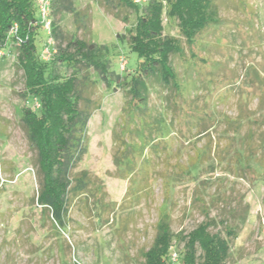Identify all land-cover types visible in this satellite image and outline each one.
<instances>
[{"label": "rangeland", "instance_id": "374dc122", "mask_svg": "<svg viewBox=\"0 0 264 264\" xmlns=\"http://www.w3.org/2000/svg\"><path fill=\"white\" fill-rule=\"evenodd\" d=\"M74 1L79 16L76 12H64L61 17L53 14L56 25L64 34L74 33L79 25V37L109 46L111 69L129 77L138 61L128 43L135 13L130 12L126 23L105 12L101 0ZM239 1L223 0L221 18L238 19L224 21L205 35V61L173 56L185 104L179 99L175 107V89L156 84L148 103L153 116L146 124L125 115L123 88L113 89L98 80L92 95L98 108L93 109L87 126L88 151L75 172L88 170L89 178L96 181L94 187L101 184L102 188L93 193L90 186L87 194L71 195L70 211L61 227L35 200L40 189L36 151L20 116L24 106L39 111L40 103L31 95L21 96L27 93L26 75L18 47L11 44V55L0 59V264H143L140 251L151 246L164 208L175 233L194 229L205 220L206 208L210 217L228 218L239 234L232 242L228 264H264V178L251 183L233 166V149L241 140L233 137L230 123L242 114L259 113L260 98L247 87L251 72L264 77V0H247L254 16L245 13L244 1L243 6ZM34 8L38 17L35 4ZM163 23L165 33L178 34L174 20L165 15ZM47 38V32L39 28V53ZM184 48L188 56L185 44ZM54 67L64 77L72 73L65 64ZM212 121L217 124L209 129ZM260 125L254 130H263ZM249 131L250 123L245 120L241 133ZM177 133L186 146L178 143ZM203 147L211 150L213 161L193 170L192 177L168 182L170 195L163 206L167 174L174 175L179 165L201 154ZM149 172L152 177H141ZM140 181V190L132 191ZM240 196L243 202L239 205ZM174 251L182 257L183 244L174 242L169 254Z\"/></svg>", "mask_w": 264, "mask_h": 264}, {"label": "trees", "instance_id": "16d2710c", "mask_svg": "<svg viewBox=\"0 0 264 264\" xmlns=\"http://www.w3.org/2000/svg\"><path fill=\"white\" fill-rule=\"evenodd\" d=\"M241 1L246 6L242 7L245 13L250 12L254 16L253 8L247 0ZM241 1L239 4L243 6ZM222 2L223 0H148L139 5L132 0H101L100 4L105 12L113 13L117 19L126 23L130 22V12L136 15L133 29L128 30V43L131 51L137 54L138 61L130 76L123 77L111 69L112 52L109 46L98 45L91 37H79L76 34L79 25L74 33L64 34L54 19L53 34L59 42L55 44L56 52L48 60L43 59L36 44L41 26L36 16L34 0H0V46L12 25L18 23L23 39L18 47V59L26 75L27 88V93L21 96L26 99L31 95L40 103L39 111L24 106L20 116L26 137L36 151L40 189L35 200L43 211L51 213L56 225L61 227L65 224L73 196L87 194L89 187H94L96 183L89 178L88 170L75 172V168L88 151L87 126L93 109L98 108V103L92 99L98 80L106 82L113 89H117V86L123 88L127 98L125 115L133 120L138 117L146 124L150 123L153 116L148 103L156 84L175 89V107L179 99L185 104L173 56L193 60L191 62L198 59L205 61L202 56L207 53L203 49L206 47L203 41L205 35L217 30L224 21L238 19L221 18ZM64 12H76V16L80 14L75 11L74 0H54L52 14L61 17ZM165 15L175 21L178 34L165 33ZM184 44L188 49V56ZM56 64L72 68L71 75L62 76L55 69ZM85 68L87 70L83 73ZM250 77V86L247 88L260 98L259 113L242 114L230 123L233 137L238 136L241 140L239 147L233 149L236 159L233 166L246 174L251 183H255L264 178V129L255 131L253 128L259 123L260 127L264 125V77L259 72H251ZM221 117L228 120L223 114ZM245 120L250 123V131L242 134L241 125ZM176 122L179 124L177 114ZM199 122L200 120L194 121L193 126H198ZM216 122L212 121L209 129L214 128ZM176 136L178 143L186 146L178 133ZM200 153V156L197 154L191 161L179 165L174 175L167 174L164 180L166 198L163 206L167 205L170 195L168 182L178 177H192L193 170L209 159L213 161L209 148H201ZM144 175L152 177L153 173H144L141 177ZM141 184L142 181L136 189L129 188L137 193ZM93 187L91 189L95 193L101 191L102 185ZM242 202L243 196H240L237 204ZM110 205L111 202L107 203V208L111 209ZM244 206L248 208V205ZM206 209L205 220L194 229L175 233L171 227L170 213L164 208L159 214L151 246L140 251L143 264H175L169 258V253L177 241L183 244L179 264H228L232 242L239 237L238 228L228 218L217 220L210 217L209 210ZM245 220L246 215L240 221ZM217 227L220 228L215 231L214 228Z\"/></svg>", "mask_w": 264, "mask_h": 264}, {"label": "built area", "instance_id": "2783aa9c", "mask_svg": "<svg viewBox=\"0 0 264 264\" xmlns=\"http://www.w3.org/2000/svg\"><path fill=\"white\" fill-rule=\"evenodd\" d=\"M54 0H35L36 9L39 12L38 23L41 28L47 32V40L43 44L41 57L45 60H48L55 52V38L53 34V14H52V5ZM134 3L142 5L145 4L148 0H132ZM23 39L19 33L18 23H14L10 30L8 31L7 37L0 46V59L5 56L11 55V44L19 47ZM180 254L176 251L170 254V259L173 263L178 262Z\"/></svg>", "mask_w": 264, "mask_h": 264}]
</instances>
